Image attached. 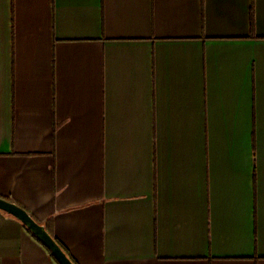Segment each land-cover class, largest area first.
Returning <instances> with one entry per match:
<instances>
[{
  "label": "crops",
  "instance_id": "0c3cea01",
  "mask_svg": "<svg viewBox=\"0 0 264 264\" xmlns=\"http://www.w3.org/2000/svg\"><path fill=\"white\" fill-rule=\"evenodd\" d=\"M0 197L77 264H264V0H0ZM0 264H58L0 210Z\"/></svg>",
  "mask_w": 264,
  "mask_h": 264
},
{
  "label": "water",
  "instance_id": "95a60500",
  "mask_svg": "<svg viewBox=\"0 0 264 264\" xmlns=\"http://www.w3.org/2000/svg\"><path fill=\"white\" fill-rule=\"evenodd\" d=\"M0 210L14 216L20 220L25 227L35 235L52 253L59 264H74L51 234L44 224L37 222L31 214L18 204L0 197Z\"/></svg>",
  "mask_w": 264,
  "mask_h": 264
},
{
  "label": "trees",
  "instance_id": "16d2710c",
  "mask_svg": "<svg viewBox=\"0 0 264 264\" xmlns=\"http://www.w3.org/2000/svg\"><path fill=\"white\" fill-rule=\"evenodd\" d=\"M5 198V197H3ZM7 200H9L8 198H5ZM11 201V200H9ZM13 202V201H12ZM25 209V208H24ZM26 210V209H25ZM31 214V213H30ZM31 216L39 223H41L38 219H36L32 214ZM43 224V223H41ZM47 231L51 234V236L55 239V241L59 244V246L63 249V251L67 254V256L71 259V261L74 263V264H77L76 261L71 257V255L69 254V252L67 251V249L65 248V246L54 236L52 230L47 226L45 225ZM28 230V229H27ZM29 231V230H28ZM30 232V231H29ZM31 233V232H30ZM32 234V233H31ZM33 235V234H32ZM39 242H41L35 235H33ZM42 243V242H41ZM43 244V243H42ZM44 245V244H43ZM45 246V245H44ZM46 247V246H45ZM46 249L48 250V252L50 253V255L55 259V257L52 255V253L50 252V250L46 247ZM56 260V259H55ZM56 262L58 263V261L56 260ZM59 264V263H58Z\"/></svg>",
  "mask_w": 264,
  "mask_h": 264
}]
</instances>
